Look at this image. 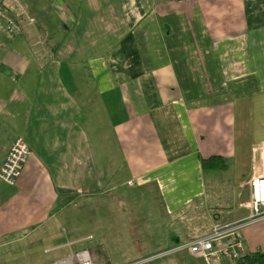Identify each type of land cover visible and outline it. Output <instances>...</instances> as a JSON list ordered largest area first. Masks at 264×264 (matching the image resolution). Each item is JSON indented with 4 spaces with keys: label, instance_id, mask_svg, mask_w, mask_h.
Segmentation results:
<instances>
[{
    "label": "crops",
    "instance_id": "crops-1",
    "mask_svg": "<svg viewBox=\"0 0 264 264\" xmlns=\"http://www.w3.org/2000/svg\"><path fill=\"white\" fill-rule=\"evenodd\" d=\"M0 9V167L16 138L31 152L15 186L0 181V264L82 250L109 264L121 235L206 236L217 221L201 159L249 155L264 128V0ZM76 218L86 232L60 227Z\"/></svg>",
    "mask_w": 264,
    "mask_h": 264
},
{
    "label": "rangeland",
    "instance_id": "rangeland-1",
    "mask_svg": "<svg viewBox=\"0 0 264 264\" xmlns=\"http://www.w3.org/2000/svg\"><path fill=\"white\" fill-rule=\"evenodd\" d=\"M61 30V29H60ZM264 128L259 131L256 144L251 149L249 155H239V158L228 159L227 169L224 171H206L205 178L210 177V185L203 187V199L209 202V213L215 218L217 226L226 224H235L241 219L245 224L240 229V234L245 243L259 244L264 248V219L259 220L255 216L256 212L263 214L264 207L255 205L253 201V188L251 181L254 177V167L258 166L261 173L264 171V159L262 150H264ZM262 141V143H261ZM207 159V158H203ZM214 178V179H213ZM74 210V209H73ZM142 214V213H140ZM260 214V215H261ZM245 218V219H244ZM61 228H67L70 233L86 232L88 229L82 220H67L66 223L61 220ZM71 222H73L71 224ZM215 225V226H216ZM83 226V227H82ZM119 236V242L115 245L106 246L104 254L108 255L109 264H207L202 256H195L187 252L172 250L178 246L170 241L169 245L146 244L143 242L142 235L135 236L132 241L127 235ZM157 237V236H156ZM161 239V238H160ZM59 242V244H63ZM257 247V246H255ZM256 248L249 247V252H255ZM98 254V253H97ZM98 256L102 259L104 255ZM212 264H218L212 262Z\"/></svg>",
    "mask_w": 264,
    "mask_h": 264
},
{
    "label": "built area",
    "instance_id": "built-area-1",
    "mask_svg": "<svg viewBox=\"0 0 264 264\" xmlns=\"http://www.w3.org/2000/svg\"><path fill=\"white\" fill-rule=\"evenodd\" d=\"M2 15L0 9V17ZM30 155L31 152L25 141L22 138L14 139L0 167V181L8 186H15ZM128 184L132 185L133 183L128 182ZM259 205L264 207V201L260 202ZM255 214V216H251L252 219L256 216L259 220L264 219V213L256 212ZM244 224L245 221L224 224L223 226L214 225L206 236L197 238L186 245H180L176 249H185L192 255L202 256L207 264H212V262L236 264L247 254L240 234V229ZM55 264H95V262L89 251L82 250L71 253Z\"/></svg>",
    "mask_w": 264,
    "mask_h": 264
},
{
    "label": "trees",
    "instance_id": "trees-1",
    "mask_svg": "<svg viewBox=\"0 0 264 264\" xmlns=\"http://www.w3.org/2000/svg\"><path fill=\"white\" fill-rule=\"evenodd\" d=\"M201 167L204 171H224L228 165L223 157L212 156L201 159ZM236 264H264V252L247 253Z\"/></svg>",
    "mask_w": 264,
    "mask_h": 264
},
{
    "label": "bare ground",
    "instance_id": "bare-ground-1",
    "mask_svg": "<svg viewBox=\"0 0 264 264\" xmlns=\"http://www.w3.org/2000/svg\"><path fill=\"white\" fill-rule=\"evenodd\" d=\"M262 155L264 159V150H262ZM251 184L253 188V201L255 205L257 203L263 202L264 201V171L261 173L259 168L257 173L254 175Z\"/></svg>",
    "mask_w": 264,
    "mask_h": 264
}]
</instances>
